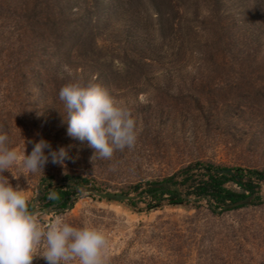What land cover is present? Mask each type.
Returning <instances> with one entry per match:
<instances>
[{"label": "rangeland", "instance_id": "rangeland-1", "mask_svg": "<svg viewBox=\"0 0 264 264\" xmlns=\"http://www.w3.org/2000/svg\"><path fill=\"white\" fill-rule=\"evenodd\" d=\"M216 1L230 7L242 22L254 15L264 19V0ZM180 2L188 7L181 20L180 35L195 36L186 31L194 27L196 33L203 34L204 41L218 43V34L210 29L213 21H208L207 26L202 24V19L208 17L205 11L215 1ZM158 5L170 20L162 32L157 24L160 18L153 12L149 21L150 6L146 0H66L63 19L77 21L80 29L90 31L99 43V49L93 50L98 60L91 70L94 76L79 83L98 84L106 89L129 111L136 124L133 148L116 150L111 159L97 156L92 160L94 149L87 141L67 134L63 121L66 108L62 111L53 107L54 103L58 107L63 103L53 90L66 84L54 86L46 78L39 80L35 76L34 55L20 46L18 22L4 20L9 17L8 10L0 0V135L8 137L5 146L17 151L22 160L24 151L30 154L33 147L27 141L44 139L51 150L64 147L72 158L65 161L66 168L49 160L44 174L23 171L20 161L3 173L14 188L18 185L24 190L29 205L44 180L46 190L47 179H87L92 184L84 187L128 195L137 191L135 187L139 185L162 183L199 169L198 166L264 172V68L234 63L216 68L194 63L195 60L164 68L153 62L147 65L146 57L152 53L157 56L159 48L163 49L162 44L156 43L159 36H173V24H180L173 8L164 1ZM200 8L203 12L199 15ZM256 26H246L245 35L259 34L264 44V28ZM205 45L190 44L189 49L203 52ZM20 62L25 63L28 78L19 74ZM40 63L49 64L45 60ZM198 176L179 182L184 187L192 179L187 195L195 196L196 186L205 179ZM254 184L255 192L263 190L258 181ZM226 187L242 192L233 182ZM66 190L74 194L72 189ZM168 199L169 195L149 202L137 200L132 208L127 203L85 196L76 199L69 211L41 215L35 221L42 229H47L57 217L73 227L99 229L107 241L102 253L104 264H264V237L255 230L241 236L240 247L229 246L228 242L232 240L229 231H234L231 226L239 229L240 224L251 225L253 218L264 221L263 208L232 210L217 217L206 206L208 200L160 205ZM157 201L160 202L152 203ZM195 206L200 208L196 210ZM212 232L217 235L210 243L207 236ZM45 250L43 241L34 248L33 264H46L42 258ZM72 264H79V260Z\"/></svg>", "mask_w": 264, "mask_h": 264}, {"label": "trees", "instance_id": "trees-1", "mask_svg": "<svg viewBox=\"0 0 264 264\" xmlns=\"http://www.w3.org/2000/svg\"><path fill=\"white\" fill-rule=\"evenodd\" d=\"M146 1L149 3L151 10H149V21L151 17L150 12H153L154 15L160 18L157 21L160 32L165 28V23H170V20L167 19V13H164L159 8V1H164L165 5L169 8H173V11L178 15L180 21V24L176 26L173 24L172 26V32L174 31L175 33L173 36H159V41L156 40V43L159 42L162 44L161 47H163V49L159 48L160 51L157 56H153L155 53H152V56L146 57V64L153 62L162 65L164 68L169 66L168 64H170V66H176L195 60L194 63L209 64L216 68L220 66L226 67L233 63L242 67L255 66L256 68H264V44L261 42V37H258L260 35L258 34L257 36L255 33H250V37L245 35L247 34L246 26L256 28V25L259 24L264 28V19L261 16H250L248 21L242 22L235 17L236 13H231L230 7L224 6L220 2L214 0L213 7L205 11L208 17L202 19V24L206 26L208 21H213L210 29L212 32L218 34V43L209 44L207 39L204 41L203 34L196 33L194 27H188L186 31L192 32L195 36H189L188 34H185V36L180 35L181 29H183L181 28V20L183 21L188 8L186 5H182L180 0ZM1 2L8 10L7 15L9 17L4 18V20H15L18 22L17 32L20 46L27 52L31 51L34 55L33 59L36 66L34 74L39 80L41 78H46L49 80V83L54 86H63L68 83H79L82 79H91L94 76L91 70L94 69L98 60H96V54L93 50L95 48L97 50L99 49V43L98 41L96 42V37L93 36L90 31H86L85 28L81 30L77 21H72V19L65 21V19H63V8L66 4V0H1ZM202 12L200 8L197 14L200 15ZM150 27L152 29V24L151 26L149 25V28ZM176 27L177 29H175ZM153 29L155 30V26ZM253 34L254 36H252ZM203 42L206 44L203 52L197 51L194 53V51L189 49L190 44L200 45ZM195 55L197 57H195ZM44 60L49 64L44 65L40 63ZM77 63L79 65H76ZM66 64L70 65V73L65 72L63 69V66H66ZM80 65H82V67H80ZM18 66L20 67L19 74L22 75L23 78H28L29 75L26 71L25 63L20 62ZM59 91L58 89L53 90L54 96L59 97ZM262 97H264L263 93ZM53 107L62 108V111L65 110L64 103H62L60 107L56 106L54 103ZM200 167L201 166H198L197 168ZM206 168L213 170L210 166ZM232 169L236 171L239 177L247 181L236 182L235 178L229 175L211 176L209 179H204L196 186L193 192L194 195L198 197L209 196L211 200L215 202L217 208H219L246 199L255 193L256 184H254V181L264 180V172L262 171L242 168ZM191 177L192 176H189V178ZM171 180L172 179H167L165 181ZM229 182L238 185L242 189V192H235L227 188L226 184ZM77 184L79 186H88L92 183L87 179H78ZM139 188L140 185L135 187V190ZM50 192L56 194L55 199L50 200L48 198ZM148 192L152 193L154 190H149ZM71 195L72 192L66 190L65 187L58 186L53 188L52 184L48 182L46 185V193L42 201L45 208L54 205L60 208H66ZM165 195L171 197L172 203H170V205L184 202V200L178 198L176 192H165L156 195L153 199L158 200ZM158 202L160 201H157V203ZM136 203V201H133L127 204L135 208ZM252 207H261L264 211L263 202L253 203L251 206H244L235 210ZM199 208V206L194 207L196 210ZM210 211L217 217L226 213L218 214L213 210ZM227 212L229 213V211ZM245 227L243 224H240L239 229H236L234 226L230 227L234 229V231H229V233H232V240L228 241L229 246L231 244L237 247L242 246L240 238L246 235L250 230H255L264 237V221L256 222L253 218L251 225ZM216 235L217 234L213 232L208 234L207 238L210 239V243L215 239L214 237ZM222 241H224V239Z\"/></svg>", "mask_w": 264, "mask_h": 264}, {"label": "clouds", "instance_id": "clouds-1", "mask_svg": "<svg viewBox=\"0 0 264 264\" xmlns=\"http://www.w3.org/2000/svg\"><path fill=\"white\" fill-rule=\"evenodd\" d=\"M64 71L70 69L64 66ZM67 117V134L81 142L87 141L94 149L92 160L97 156L111 159L114 151L131 149L136 141V124L129 111L120 105L98 84L69 83L59 91ZM7 135H0V264H33L34 248L42 241L46 245L43 259L46 264H104L103 250L106 238L94 227H73L57 217L47 229L38 227L29 211L24 190L14 188L3 173L18 161L22 170L29 174L43 173L49 163L66 168L71 160L66 148L51 150L48 141H27L32 144L30 154L24 151L23 159L17 151L5 146ZM48 153L45 154V150ZM74 162V161H73ZM9 172V171H8ZM48 198L55 199L50 192Z\"/></svg>", "mask_w": 264, "mask_h": 264}, {"label": "water", "instance_id": "water-1", "mask_svg": "<svg viewBox=\"0 0 264 264\" xmlns=\"http://www.w3.org/2000/svg\"><path fill=\"white\" fill-rule=\"evenodd\" d=\"M198 175H203L205 179H209L211 176L229 175L231 177H234L236 182L246 181V179L239 177L236 171L233 169L209 170L206 167H200L199 169L190 171L186 175L173 178L171 181H165L162 183H155V184L144 183L140 186V188L137 191L131 194H128V195H124V194L104 192V191H101L98 187L87 188L84 186H79L77 182L47 179L52 184L53 188L62 186V187H65L66 189L70 188L73 190L74 194L70 196L67 207L60 208L57 205H54V206L45 208L43 206L42 200L46 193L45 184H44L45 180H44L38 187V193L33 203L29 205V210L34 215V218L36 220L41 215L50 214L53 216L60 212H67L72 208L73 203L76 199L82 198L85 196H90L93 198L104 199V200H109V201L130 203V202L137 201V200H144L146 202H149L150 199H153L156 195H159L165 192H176L178 194L179 199H182L184 200V202L191 203V204L201 203L204 200H208L209 204L205 203L206 206L218 214L224 213L227 211H232L240 207H244V206H251L253 203H258V202L264 203V180H259L258 182L263 186L262 191L255 192L254 194L250 195L244 200H240L236 203L227 204V205L217 208L215 202L211 200L209 196L198 197V196L187 195L188 187L192 183V179L198 178L199 177ZM189 176H192V179L189 180L186 186L182 187L179 184V182L188 178ZM149 190H154V192L149 193L148 192ZM152 203L156 204L157 202H152ZM170 203H172V200L168 199L165 201H161L160 205L166 206V205H170Z\"/></svg>", "mask_w": 264, "mask_h": 264}]
</instances>
